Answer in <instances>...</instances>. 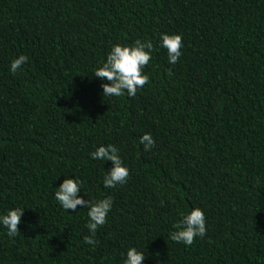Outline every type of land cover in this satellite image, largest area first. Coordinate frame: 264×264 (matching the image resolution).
<instances>
[{"label": "trees", "instance_id": "1", "mask_svg": "<svg viewBox=\"0 0 264 264\" xmlns=\"http://www.w3.org/2000/svg\"><path fill=\"white\" fill-rule=\"evenodd\" d=\"M165 32L183 39L175 65ZM138 39L158 49L149 81L103 97L93 70ZM102 144L119 148L127 183L104 188L112 162L91 157ZM74 172L86 200L114 201L95 247L88 209L54 197ZM17 207L0 264H123L132 246L143 264H264V0H0V214ZM193 207L206 235L171 241Z\"/></svg>", "mask_w": 264, "mask_h": 264}, {"label": "clouds", "instance_id": "2", "mask_svg": "<svg viewBox=\"0 0 264 264\" xmlns=\"http://www.w3.org/2000/svg\"><path fill=\"white\" fill-rule=\"evenodd\" d=\"M159 47L167 51V62L175 65L182 56L183 39L181 34L161 33ZM157 50L151 39H138L131 45L114 44L102 64L93 70V76L103 81V97H121L125 93L129 97H135L138 90L142 89L149 81V76L143 72V69L148 66L149 61L153 58V52ZM28 60V56L19 55L12 60L9 71L17 74L22 66L28 63ZM139 143L144 146L145 151H149L155 146V140L150 133L143 134ZM91 157L93 160L112 162L110 170L103 176L105 189H112L127 183L130 172L121 159L117 146L102 144L91 152ZM65 177L63 182L56 187L55 200L64 211L76 212L77 206L88 209L86 227L90 234L84 237V243L95 247L98 244L95 238L97 230L107 222L114 201L111 196H105L95 201L86 200L83 195H80L83 182L76 173L74 177L71 173L65 174ZM85 195L87 194L85 193ZM24 210L25 208L17 207L0 214V226L6 229L9 237H15L20 231L18 226L21 223ZM180 216L181 219L173 224L174 230L169 233L171 241L191 246L195 238H203L206 235L207 221L202 208L193 207L190 212H182ZM145 259V253L132 246L127 249L123 264H143Z\"/></svg>", "mask_w": 264, "mask_h": 264}]
</instances>
